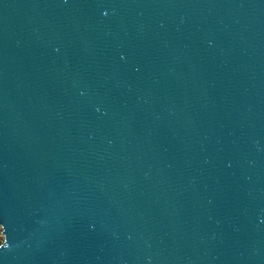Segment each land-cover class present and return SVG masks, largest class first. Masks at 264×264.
<instances>
[{
	"label": "water",
	"instance_id": "water-1",
	"mask_svg": "<svg viewBox=\"0 0 264 264\" xmlns=\"http://www.w3.org/2000/svg\"><path fill=\"white\" fill-rule=\"evenodd\" d=\"M0 232V264H264V0H0Z\"/></svg>",
	"mask_w": 264,
	"mask_h": 264
},
{
	"label": "snow or ice",
	"instance_id": "snow-or-ice-1",
	"mask_svg": "<svg viewBox=\"0 0 264 264\" xmlns=\"http://www.w3.org/2000/svg\"><path fill=\"white\" fill-rule=\"evenodd\" d=\"M101 2H103V0H101ZM103 14L107 15V11H104ZM4 248H7V244L6 243H0V249H4Z\"/></svg>",
	"mask_w": 264,
	"mask_h": 264
},
{
	"label": "rangeland",
	"instance_id": "rangeland-1",
	"mask_svg": "<svg viewBox=\"0 0 264 264\" xmlns=\"http://www.w3.org/2000/svg\"><path fill=\"white\" fill-rule=\"evenodd\" d=\"M2 240H3V236H2V234L0 232V243L2 242Z\"/></svg>",
	"mask_w": 264,
	"mask_h": 264
}]
</instances>
